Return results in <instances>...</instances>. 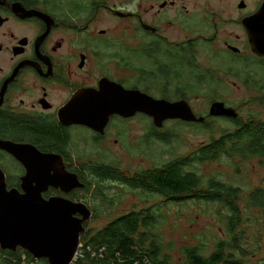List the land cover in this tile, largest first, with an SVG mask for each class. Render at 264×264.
<instances>
[{"label": "flooded vegetation", "instance_id": "1", "mask_svg": "<svg viewBox=\"0 0 264 264\" xmlns=\"http://www.w3.org/2000/svg\"><path fill=\"white\" fill-rule=\"evenodd\" d=\"M263 4L264 0H0V143L12 145L30 171L32 162L42 177L49 168L50 175L64 168L85 187L81 170L74 173L71 164L77 131L86 130L93 144L104 147L111 124L130 118L111 116L101 134L63 124L60 112L74 95L98 89L103 80L128 89L115 75L125 70L121 54L129 46H134L137 58L171 60L175 52L185 57L210 46L220 31L230 29L223 42L227 54L264 60L251 52L246 28ZM109 58L112 62L105 69ZM7 160L15 172L4 169ZM0 170L7 190L23 193L27 168L2 148ZM24 187L38 186L31 180ZM83 188L65 194L48 185L42 196L75 202L71 199Z\"/></svg>", "mask_w": 264, "mask_h": 264}, {"label": "rangeland", "instance_id": "2", "mask_svg": "<svg viewBox=\"0 0 264 264\" xmlns=\"http://www.w3.org/2000/svg\"><path fill=\"white\" fill-rule=\"evenodd\" d=\"M231 32L230 29L222 30L218 41L210 46L198 47L194 54H185V57L175 52L171 60L164 56L137 58L139 54L134 46L122 52L125 70L119 69L120 73L115 76L124 79L126 88H138L155 99L169 102L185 100L198 117L207 120L204 124L168 121L163 128L157 129L152 118L138 114L112 123L104 147L93 144L91 135L79 129L71 164L75 167L72 172L81 170L79 176L85 186L98 182L88 170L89 166L105 165L123 177H140L146 172L162 169L171 161L191 156L219 138L229 130L231 123L222 118L209 119V109L214 101L223 102L239 117L252 114L264 121L259 91L264 84V60L227 54L223 42ZM111 62L109 58L104 68L107 69ZM245 74L249 77L248 82ZM158 137H166L167 142ZM116 140L119 142L115 143ZM4 164L7 172H15L8 160ZM183 171L200 179L199 189H206L212 180L241 189L234 200L242 216L235 235H231L227 226L231 214L220 203L196 199L178 203L120 181L98 183L96 186L100 189L92 195L82 192L86 190L84 187L71 200L77 203L83 199L81 203L96 213L95 219L85 222L86 231L94 234L129 212L147 211L155 226L145 231L160 239L162 257L169 259L170 264L183 259V248L198 247L202 256L209 257L216 243L232 244L236 238L240 249L235 251V258L240 264H264V212L249 206L250 195L257 189H264V157L242 160L224 156L216 162L192 164ZM87 255L96 256L86 253L85 257ZM82 264L89 262L84 259Z\"/></svg>", "mask_w": 264, "mask_h": 264}, {"label": "water", "instance_id": "3", "mask_svg": "<svg viewBox=\"0 0 264 264\" xmlns=\"http://www.w3.org/2000/svg\"><path fill=\"white\" fill-rule=\"evenodd\" d=\"M246 28L251 52L264 57V4L249 20ZM136 114L152 118L157 129L168 121L190 124L205 122V118L198 117L185 100L169 102L155 99L108 80L101 81L98 89L77 92L61 110L60 119L63 124L86 126L101 134L111 116L132 118ZM209 116L235 119L238 113L223 102L216 101L210 106ZM0 148L13 154L27 168L22 178L23 193L7 190L5 175L0 170V249L16 251L19 248L35 260L46 259L48 264H73L80 235L85 231L83 224L91 218L92 213L84 203L60 197L45 200L42 193L47 191L48 185L60 188L65 194L84 185L75 174L67 173L64 168L53 175L49 174V168L47 176L42 177L39 169L34 167L35 162L31 163L33 170L30 171L25 160L16 155L12 145L0 143ZM31 180L37 182V188L24 187V183Z\"/></svg>", "mask_w": 264, "mask_h": 264}, {"label": "trees", "instance_id": "4", "mask_svg": "<svg viewBox=\"0 0 264 264\" xmlns=\"http://www.w3.org/2000/svg\"><path fill=\"white\" fill-rule=\"evenodd\" d=\"M245 76L248 82L249 77L246 74ZM259 91L262 93L260 100L264 105V84ZM209 119L215 118L209 117ZM222 119L228 120L231 127L219 138L202 146L191 156L171 161L162 169L146 172L140 177L130 179L123 177L117 170L105 165L89 166L88 170L98 182L86 184V190L82 192L88 195L95 194L96 189H100L96 186L98 183L115 180L124 182L132 188L170 198L178 203L191 199L217 202L229 210L231 215L227 219L228 231L231 235H235L236 226L241 224L242 216L234 200L239 197L241 189L214 180L208 182L206 189H199L200 179L192 173L183 171L192 164L216 162L224 156L238 157L242 160L264 157V121L252 114L246 118L238 116L235 119ZM158 138L167 142L166 137ZM249 206L264 212L263 188L255 190L250 195ZM146 212H129L95 234L86 231L87 222L83 224L85 231L80 235V243L95 252L102 249L101 256L92 258L87 255L84 259L88 260L89 264H170L169 259L162 257L160 239L151 232H146L155 226L154 219ZM96 217L94 213L90 219ZM148 243L150 245L146 247ZM239 249L237 238L232 244L225 241L216 243L215 250L209 257L202 256L198 247L183 248V259L177 264H240L235 258V251ZM83 260H77L73 264H82ZM0 264H48V262L46 259L35 260L22 249L16 251L0 249Z\"/></svg>", "mask_w": 264, "mask_h": 264}, {"label": "built area", "instance_id": "5", "mask_svg": "<svg viewBox=\"0 0 264 264\" xmlns=\"http://www.w3.org/2000/svg\"><path fill=\"white\" fill-rule=\"evenodd\" d=\"M88 253V254H91V255H96L97 256H101V253H102V249L99 250V252H95L94 250H92L90 247H87L82 245V243L79 244V247H78V252H77V255L75 257V260H74V263L81 259L83 260L85 258V254ZM97 253V254H96ZM148 264V263H146Z\"/></svg>", "mask_w": 264, "mask_h": 264}, {"label": "bare ground", "instance_id": "6", "mask_svg": "<svg viewBox=\"0 0 264 264\" xmlns=\"http://www.w3.org/2000/svg\"><path fill=\"white\" fill-rule=\"evenodd\" d=\"M19 249V248H18Z\"/></svg>", "mask_w": 264, "mask_h": 264}]
</instances>
